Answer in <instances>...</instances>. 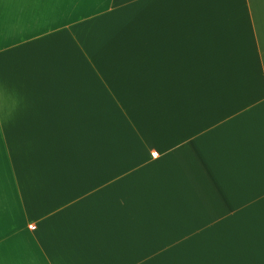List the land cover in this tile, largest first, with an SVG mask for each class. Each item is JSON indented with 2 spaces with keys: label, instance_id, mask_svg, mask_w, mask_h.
Listing matches in <instances>:
<instances>
[{
  "label": "crops",
  "instance_id": "obj_1",
  "mask_svg": "<svg viewBox=\"0 0 264 264\" xmlns=\"http://www.w3.org/2000/svg\"><path fill=\"white\" fill-rule=\"evenodd\" d=\"M0 264H264V0H0Z\"/></svg>",
  "mask_w": 264,
  "mask_h": 264
},
{
  "label": "snow or ice",
  "instance_id": "obj_2",
  "mask_svg": "<svg viewBox=\"0 0 264 264\" xmlns=\"http://www.w3.org/2000/svg\"><path fill=\"white\" fill-rule=\"evenodd\" d=\"M153 155H156L155 153H153Z\"/></svg>",
  "mask_w": 264,
  "mask_h": 264
}]
</instances>
